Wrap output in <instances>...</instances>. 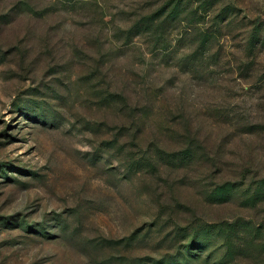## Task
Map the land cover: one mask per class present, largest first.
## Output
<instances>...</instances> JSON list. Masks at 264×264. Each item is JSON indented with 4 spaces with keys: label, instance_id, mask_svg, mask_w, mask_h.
<instances>
[{
    "label": "rangeland",
    "instance_id": "rangeland-1",
    "mask_svg": "<svg viewBox=\"0 0 264 264\" xmlns=\"http://www.w3.org/2000/svg\"><path fill=\"white\" fill-rule=\"evenodd\" d=\"M0 264H264V0H0Z\"/></svg>",
    "mask_w": 264,
    "mask_h": 264
}]
</instances>
